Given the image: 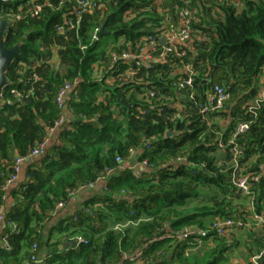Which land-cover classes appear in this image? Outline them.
Listing matches in <instances>:
<instances>
[{
	"label": "trees",
	"instance_id": "1",
	"mask_svg": "<svg viewBox=\"0 0 264 264\" xmlns=\"http://www.w3.org/2000/svg\"><path fill=\"white\" fill-rule=\"evenodd\" d=\"M101 2L104 8L87 9L76 26L68 24L76 20L75 0L0 3L4 19L22 15L4 36L5 47L18 45L19 53L5 71L0 102V208L15 158L42 142L59 115L58 90L76 81L65 98L66 125L9 190L14 201L4 213L7 246L0 247V264H23L34 243L52 249L42 262L30 264H220L236 241L232 227L220 236L212 221H242L236 229L249 222L248 211L235 202L245 194L233 182L234 146L240 151L235 175H259L252 200L245 195L249 206L256 213L264 210V98L255 105L264 67V0ZM34 3L42 9L30 16ZM185 7L192 15L185 56L156 58L151 67L142 64L135 77L121 76L131 63L112 66L111 52L137 53L143 36H159L166 15L177 23ZM104 20L108 33L94 38ZM184 62L193 69L192 87L178 88ZM215 84L229 99L218 110L201 112ZM177 102L183 104L180 111ZM240 122L248 129L233 138ZM168 130L177 134L167 137ZM130 149L147 163L139 171L120 167ZM108 170L116 171L104 192L45 234L57 204ZM193 198L205 202L185 208ZM127 221L133 223L114 229ZM247 228L252 264L251 256L264 248V224ZM78 237L85 241L58 249L63 240ZM202 244L207 249L197 255Z\"/></svg>",
	"mask_w": 264,
	"mask_h": 264
},
{
	"label": "built area",
	"instance_id": "2",
	"mask_svg": "<svg viewBox=\"0 0 264 264\" xmlns=\"http://www.w3.org/2000/svg\"><path fill=\"white\" fill-rule=\"evenodd\" d=\"M65 0H59L60 3L64 2ZM104 4L101 2V0H75V14H76V20L75 22L68 21V24L70 26H76L82 16V14L89 8L93 9H102L104 8ZM42 9V5L40 3H34L33 6L27 11V13L30 14V16H37L39 12ZM8 16V15H7ZM22 17L21 14H16L15 16L9 18L7 21L9 22V25L14 22L15 19H20ZM192 19L191 12L188 8H182L178 13V21L177 23L171 22V19L168 15H166L165 23L166 27L165 30L159 35H146L143 36L139 42V51L137 53H133L129 50H121L120 52H111L110 58H111V64L116 65L118 63H131L126 70L121 73V76L124 78H133L135 77L137 73V69L143 64L146 67H151L152 61L156 58H159L161 60H166L167 56L173 55L177 58H183L186 54L185 49L183 48L188 42L191 40V27H190V21ZM9 25L6 28V31L9 27ZM63 27L58 26L57 30L60 32H63ZM99 30V26L95 29L94 38H97V32ZM164 37V42L160 43V38ZM153 52H156V54H153ZM182 74H185L184 76L178 77V82L176 83V86L178 88H185V87H192V75H193V69L190 62H184L182 66ZM76 83L74 81L71 82H65L63 86L58 90L56 94V104L59 109V115L54 120L53 124L48 128L47 135L42 140V142L36 144L30 152L25 156H18L15 158L14 163L12 165L13 173L6 179L4 188L6 189L12 182H14L17 179L19 170H20V164L25 159L34 157V156H40L44 153L46 144L48 142V139L50 135L59 129H61L63 126L66 125V122L68 121L66 112H68V109L66 107L65 98L66 95L70 92L72 89V86ZM13 91V90H12ZM2 94V90H1ZM150 96H154V92L150 91ZM189 97H193V93L190 92ZM264 98V81H263V88L261 92L258 95V98H256L255 105L257 106L260 101ZM229 99V94L227 90L219 84H215L211 92L209 94L208 102L201 107V112L206 111H213L218 110L222 108L224 103ZM254 106H251L250 109H253ZM249 124L246 122H240L236 126V129L233 133V138H235L238 134L245 132L248 129ZM233 138L230 140V142H233ZM239 149L234 146L233 147V182L237 186V188L245 195H247L250 200L253 198V191H252V185L253 182H256L259 179V175H240L236 176L235 171L238 168V154ZM136 156V150L130 149L129 150V158ZM122 161V158L120 156L116 157V162L120 164ZM136 164L138 166H145L147 163L145 160L136 161ZM133 168V167H132ZM136 171H139V168L134 167ZM111 170L106 171V174L110 172ZM104 176L99 177V179L103 178ZM98 179V180H99ZM252 180V181H251ZM94 183H89L86 186H92ZM85 186H82L78 189H81ZM78 189L72 191L71 193L76 192ZM64 205V202H59L57 206L61 207ZM252 205V202H251ZM251 219L256 222L257 224L263 223L264 224V212L256 213L252 211ZM4 221V212L3 209L0 208V223ZM133 223L132 221H127L125 223H117L114 225V229L121 230L124 228L127 224ZM244 225L242 221H234L231 218H225V217H217L212 221L211 228L220 236H226L228 232L229 227L238 226L241 227ZM250 223L246 222L245 226H249ZM188 232H184L181 237H187ZM78 241H85L82 237L77 238ZM196 243H200V241L197 240ZM7 246V241H6ZM37 245L34 243L31 248V256L30 259L25 261L23 264H30V262H38V259L35 255ZM139 253L136 254L138 256ZM264 255V248L251 256V263L252 264H262Z\"/></svg>",
	"mask_w": 264,
	"mask_h": 264
},
{
	"label": "crops",
	"instance_id": "3",
	"mask_svg": "<svg viewBox=\"0 0 264 264\" xmlns=\"http://www.w3.org/2000/svg\"><path fill=\"white\" fill-rule=\"evenodd\" d=\"M157 5H160L161 3H163L164 0H153ZM209 5V4H208ZM54 60H56V56H54ZM176 71L179 72V70L177 69ZM263 81H264V67H263V71H262V74L260 75L259 77V81H258V85H259V91L261 92L262 88H263ZM176 105V109L178 111L182 110L183 108V104L177 102L175 103ZM66 116H67V119H69L68 117L70 116L69 114V111L66 112ZM223 121L224 120H220V123H222V126H223ZM227 119L224 121V126L227 124ZM57 138V131L52 133L48 139V142L46 144V146H48L49 144H51L52 142H54V140H56ZM41 156V155H40ZM39 156H34V157H31V158H28V159H25L24 161L21 162L20 164V170H19V173H18V176H17V179L12 182L5 190V196H4V203L2 205V209H3V212L5 213L8 209H10L13 205V197L10 195L9 193V190L15 186L16 182H18L19 180H22L24 177H25V171H26V168L27 166L34 160H36ZM136 158L135 157H131V158H128L127 160L124 161V163H122V165L120 167H127V168H139L141 166H138L136 164ZM119 167V168H120ZM141 170V169H140ZM116 170H111L110 172H108L106 175H104L103 178L97 180L92 186H85L81 189H78L76 192L74 193H71L70 194V197L68 199V201L66 203H64L63 206L59 207V206H56V210L55 212L52 213L51 215V218L50 220L48 221V223L46 224V230H45V234L47 233V230L52 226V225H55L59 220H62L64 218H66L67 216H70L72 214H74L78 209H80L83 205V202L96 195V194H102L104 192V184L106 182V179L107 177L111 174V173H114ZM245 197V195H244ZM240 198V197H239ZM239 198L235 199V202L236 203H242V202H238L236 200H238ZM246 199H248V197H245ZM249 200V199H248ZM205 201H199V199H189L187 202H186V205H185V208L187 207H191L193 205H197V204H200V203H203ZM249 203L250 201H248V203L245 205H242L244 206V210H247L248 211V215H247V221H249L250 225L252 223H254V221L251 219V214H252V209L250 208L249 206ZM264 212V210H263ZM113 225V224H112ZM249 226H245V228H241V229H236V228H233L232 227V233L234 236H237L238 234H240V232L242 234L244 233H248V228ZM6 224L4 222H1L0 223V247L2 246H6ZM55 236V235H54ZM243 236V235H241ZM244 246L246 248V252L248 254V249H247V241L249 240L248 236L246 235V237H244ZM65 241H69V240H63L61 244L58 245V249H63V248H67L65 246H63V242ZM71 246V245H69ZM68 246V247H69ZM52 249L51 246H48V247H44V246H39L36 248V257L38 259V263L39 262H42L44 260V258L48 255V252ZM197 255H200V254H197ZM125 257L127 258L128 256L125 255ZM241 257V256H240ZM240 257H238V259H234L233 262L235 264H248L249 260H243L241 259ZM233 263V264H234Z\"/></svg>",
	"mask_w": 264,
	"mask_h": 264
},
{
	"label": "water",
	"instance_id": "4",
	"mask_svg": "<svg viewBox=\"0 0 264 264\" xmlns=\"http://www.w3.org/2000/svg\"><path fill=\"white\" fill-rule=\"evenodd\" d=\"M12 0H0V3L4 2H10ZM9 25V22L0 16V102H1V90L3 86L7 82V78L5 76V71L10 65V63L13 61V59L18 55L19 53V46L15 45L11 48H7L4 45V36L6 33V28ZM105 26V20L99 23V30L97 32V37L100 38L102 35L107 34L108 31L104 29ZM164 37L160 38V43L162 44L164 42ZM177 134V132L168 130L166 132L167 137H171ZM78 243L77 239H74L72 241H65L63 242V246L68 247L69 245L75 246ZM262 264H264V255Z\"/></svg>",
	"mask_w": 264,
	"mask_h": 264
},
{
	"label": "rangeland",
	"instance_id": "5",
	"mask_svg": "<svg viewBox=\"0 0 264 264\" xmlns=\"http://www.w3.org/2000/svg\"><path fill=\"white\" fill-rule=\"evenodd\" d=\"M207 125L209 127H211L212 126L211 125V121L207 120ZM216 129H217L216 126H213L211 128V130H216ZM219 153H220V151H218L217 154H219ZM236 201L242 202L241 203L242 205H244V204L246 205L249 200L246 199L244 197V195H241V197L238 200H236ZM210 222H211V219L208 220V224ZM240 234L243 235V236H241L239 234L237 236H235L234 239L236 241V244L233 246V248L231 250L225 252L226 260L222 261L220 264H233L234 263L233 260L236 259V258L238 259V257H240V256H241L240 258L243 259L244 261L245 260H247V261L249 260L250 256L247 253H245L246 252V248L244 246V240H245L244 237H246L247 234L246 233L242 234L241 232H240ZM199 249L200 250L198 252L201 255L203 253V251L207 249V247L204 244H202V246Z\"/></svg>",
	"mask_w": 264,
	"mask_h": 264
}]
</instances>
